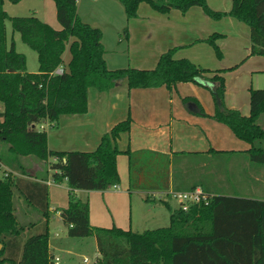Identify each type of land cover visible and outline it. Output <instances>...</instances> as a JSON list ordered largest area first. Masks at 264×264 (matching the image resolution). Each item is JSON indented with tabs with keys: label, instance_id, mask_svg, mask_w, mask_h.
Masks as SVG:
<instances>
[{
	"label": "trees",
	"instance_id": "obj_1",
	"mask_svg": "<svg viewBox=\"0 0 264 264\" xmlns=\"http://www.w3.org/2000/svg\"><path fill=\"white\" fill-rule=\"evenodd\" d=\"M4 1L0 0V103L4 105L0 112V264L53 262L49 247V193L44 183L47 178L32 174L25 162L47 163L50 158L56 162L50 163L47 171H54L56 183L66 180L70 189L68 207L60 210L67 237L96 239L100 259L93 264H264V199L233 196L223 190L234 178L228 176L230 164L215 162L217 174L207 172L212 167L209 162L224 154L264 166V127L259 123L264 115V89L251 90L250 116L245 117L238 110L225 107V81L220 72L211 73L188 59H175L174 50L163 53L153 70H110L105 60L103 33L80 18L77 0H52L60 30L34 16L9 17ZM21 1L9 0L12 4ZM117 1L123 5L128 20L138 18L139 6L144 2L159 13H186L201 7L214 20L233 18L249 27L251 55L264 56V0H233L226 13L210 9L208 0ZM8 21L22 42L37 54L38 73H28L26 57L16 51L13 42L8 45ZM220 37L216 34L208 40L219 55L216 40ZM58 68L64 69V73L56 74ZM197 78L211 84L205 88L214 96L213 119L248 143L249 150L211 149L206 153H173L171 157L146 150L122 152L118 140L130 132V117L106 133L93 152L51 151L47 132L37 130L45 122L58 128L63 116L86 114L90 89L110 93L124 82L129 90H172L181 83L200 85ZM183 101L190 113L205 116L196 100ZM122 154L129 158L131 192L168 190L172 184L171 170L175 168L180 177L174 190L192 191L200 187L216 197L207 207L171 211L166 228L135 233L118 227H94L90 223L89 202L81 200L74 191L117 187V161ZM212 177H223L225 182L218 184ZM18 201L25 203L37 219L21 224ZM164 203L170 207L168 202Z\"/></svg>",
	"mask_w": 264,
	"mask_h": 264
},
{
	"label": "crops",
	"instance_id": "obj_2",
	"mask_svg": "<svg viewBox=\"0 0 264 264\" xmlns=\"http://www.w3.org/2000/svg\"><path fill=\"white\" fill-rule=\"evenodd\" d=\"M212 2L214 3V0H208L213 9H218L213 6ZM45 3V17L41 21L49 24L54 29L60 30L61 26L59 23L60 27H57L58 21L55 4ZM77 6L80 18L90 26L102 31L103 45L106 50L105 60L110 70L128 67L148 70L144 68H152L157 65L160 56L163 54L162 52L166 53L167 50L176 47L172 45L159 46V53L156 51L155 46H149L145 52L138 51L133 55L129 52V46L128 48L126 46L121 49L120 46H106L107 35L118 34L121 30L129 28V24L135 27L137 24L134 23H137L136 21L140 18L139 14L137 19L128 20L123 5L117 0H77ZM153 17L158 18L157 14ZM175 59H187L186 54L181 55L177 53ZM136 61L139 63H135ZM165 89V87H161L157 89L129 90L124 82L118 84L117 88L110 93H100L95 89H90L88 94V112L84 115L61 117L58 131L54 135H48L49 150L56 152H93L97 149L102 137L106 133L130 116L132 119L131 130L129 133L122 134L118 140V148L122 152L127 150H131L132 152L146 150L165 154L169 157L173 153L181 152L205 153L203 151H186V149H189L186 145L190 143L186 141V112L181 107L179 100L178 107L168 108L167 110L166 107H168L170 97L167 95V90ZM178 89L181 90L179 91L181 98L188 95H197L199 92L191 83L178 84ZM188 121L198 124L194 131L189 130V135H191V143L198 144L200 148L214 147V150L219 152H226L222 148H242L238 144L239 139L227 127L216 125L207 119L195 121L188 119ZM45 123V126H40L41 130L46 131L51 128L48 122ZM259 123L264 127V115L260 118ZM53 136L54 144L52 145ZM25 162L29 165L28 169L32 174L44 175L47 178V181L44 183L48 187L49 193V213L51 214L49 217V227L52 225V214L55 213L56 221L62 231H65L66 228L61 220L60 210L68 207L70 189L67 186L66 180L56 183L53 180L54 171L50 169L47 171L46 169L50 163L56 162V159H49L47 163H37L33 160ZM117 163L120 175V184L117 186V189L111 188L106 191H74V194L81 200L89 202L90 223L94 227L108 228L113 226L126 230L125 228L128 226L126 214L134 193L147 195V198L149 197V201L147 202L154 203L157 200V198L149 196L151 192L130 191L129 158L126 154L120 155ZM171 175L172 184L168 190L173 189L178 184L180 171L172 168ZM18 176L20 177L21 175ZM31 179L41 181L38 178L33 179L31 177ZM257 179L258 182L259 180L260 182L262 181V185L264 186V173ZM52 189L56 191L53 195ZM160 201L164 202L161 199ZM21 204L23 208H20ZM18 208H20L22 222L28 223L35 218L37 219V216L34 214L35 217H33V214L30 213V208L22 201H18ZM129 227H133L131 213ZM67 241H70V238H66ZM49 247L53 259L59 258L60 264L61 258L53 254L55 248L51 247L50 240ZM65 252L71 254V251L65 250ZM99 259L100 255L97 249L95 262ZM85 263H89V261L85 259Z\"/></svg>",
	"mask_w": 264,
	"mask_h": 264
},
{
	"label": "rangeland",
	"instance_id": "obj_3",
	"mask_svg": "<svg viewBox=\"0 0 264 264\" xmlns=\"http://www.w3.org/2000/svg\"><path fill=\"white\" fill-rule=\"evenodd\" d=\"M45 2L54 3L52 0H22L18 4H12L9 0H5L4 9L11 18L34 16L41 20L45 17ZM212 4L218 8L213 9L208 3L210 9L213 11L226 13L231 10L233 0H214ZM138 14L140 18L136 21L137 23H134L137 25L132 27V25L130 26L129 24V28L121 30L118 34L107 35L106 46H120V49L126 46L128 48L129 46V52L133 55L138 51L145 52L149 46H155L156 51L159 53V46H176L170 49L174 50V58L177 53L181 55L186 54L187 59L208 69L211 73L220 72L225 81V107L238 110L244 116H250L251 90L264 89V56L251 55V39L249 27L247 25L239 23L230 17L214 20L207 16L201 7H193L186 13H182L179 10H172L169 13H159L144 2L139 6ZM155 14H157L158 18L153 17ZM57 27H60L58 22ZM6 30L8 45H11L13 42L16 51L26 57L28 73H38L39 65L37 54L22 42L18 33L13 31L10 21L6 23ZM216 34L221 35V37L216 40V45L221 55L218 54L214 45L208 42V40ZM135 63L139 62L136 61ZM155 67L156 65L152 68L144 69L153 70ZM193 86L198 89V94L188 95L182 98L179 96V91L181 90L178 89V85L172 90L165 87L167 95L170 97V100H168V107L166 108L168 110V108L178 107L179 100L181 107L186 112V141L190 142L186 145V147H189L186 151H203L206 153L215 148L203 149L200 148L198 144L195 145L191 143L189 130L194 131L198 124L191 123L188 119L192 121L207 119L214 122L216 125L227 126L213 119L216 112V104L210 89L197 84H193ZM186 98L196 100L204 111L205 116H198L190 113L183 101ZM3 111L4 105L0 103V112ZM42 125L45 126L46 123ZM58 129L59 127H51L47 129L46 132L48 135H54ZM37 130H41L40 126H37ZM238 142L242 148L222 149L226 150V152H240L250 149L248 143L240 140H238ZM51 143L52 145L54 144V136ZM50 160H54V158H50ZM218 161L228 165L230 164L232 167L229 166L228 176L231 177L233 175L235 178V181H233L234 178L231 179L232 184H230L228 188L226 184L225 187L221 186L225 192L233 196H240L248 199H264V186L262 185V181L260 182L259 180L258 182L257 179L263 175L264 166L244 161V158H240L237 155L224 154L220 155L219 158L213 159L212 162H209L212 167H209L207 172H210L213 176L217 174L214 165L215 162L217 165ZM251 167L254 168V170ZM212 179L214 181L217 180L218 184L221 183V185L225 182L223 177L219 179L217 177H212ZM51 191L52 195L56 192L55 189ZM146 200L147 195H140L138 193L132 195L131 205L128 207V212L126 214L128 223V226L125 228L126 230H131L135 233H143L148 230L169 227L171 211L179 209V204L173 200H169V208L164 202L160 201L159 197L154 203L147 202ZM20 208H23L22 204ZM20 208L17 207V214L21 224H23L20 217ZM130 213L133 219L132 228L129 227ZM112 227L113 226H110L108 228ZM63 231L55 219V213H53L52 225L49 227V240L51 242V247L55 248L53 254L61 258L60 264L95 263L97 256L95 239L93 237L84 239L70 238V241L66 242V238H68L66 229L64 232ZM65 250L71 251V254H67ZM85 259H87L89 263H85Z\"/></svg>",
	"mask_w": 264,
	"mask_h": 264
},
{
	"label": "built area",
	"instance_id": "obj_4",
	"mask_svg": "<svg viewBox=\"0 0 264 264\" xmlns=\"http://www.w3.org/2000/svg\"><path fill=\"white\" fill-rule=\"evenodd\" d=\"M64 73V69L58 68L56 70V74L61 75ZM5 177L8 174H4ZM117 189V187H114ZM151 198H160L164 202H169V200H173L179 204V209L183 212H187L191 206H209L210 203L216 197L214 194L205 192L202 188L198 187L192 191H177L174 189L166 190L163 192L154 191L149 193ZM60 259L55 258L53 259L52 264H59Z\"/></svg>",
	"mask_w": 264,
	"mask_h": 264
},
{
	"label": "water",
	"instance_id": "obj_5",
	"mask_svg": "<svg viewBox=\"0 0 264 264\" xmlns=\"http://www.w3.org/2000/svg\"><path fill=\"white\" fill-rule=\"evenodd\" d=\"M195 81H196L198 84H200L201 86H204V87H211V84H210L209 82L204 81V80H202V79H200V78H197ZM0 248H1V247H0Z\"/></svg>",
	"mask_w": 264,
	"mask_h": 264
}]
</instances>
